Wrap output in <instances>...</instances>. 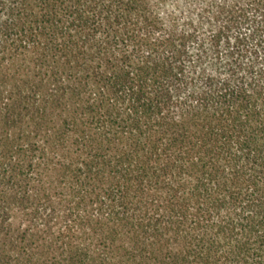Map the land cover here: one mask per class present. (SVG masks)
<instances>
[{"label":"trees","instance_id":"obj_1","mask_svg":"<svg viewBox=\"0 0 264 264\" xmlns=\"http://www.w3.org/2000/svg\"><path fill=\"white\" fill-rule=\"evenodd\" d=\"M0 264H264V0H0Z\"/></svg>","mask_w":264,"mask_h":264}]
</instances>
